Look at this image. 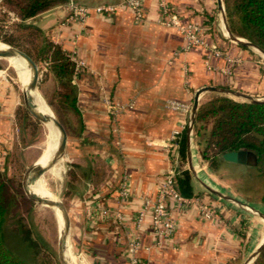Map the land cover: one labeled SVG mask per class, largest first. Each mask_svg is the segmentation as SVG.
<instances>
[{"label": "crops", "instance_id": "0c3cea01", "mask_svg": "<svg viewBox=\"0 0 264 264\" xmlns=\"http://www.w3.org/2000/svg\"><path fill=\"white\" fill-rule=\"evenodd\" d=\"M77 1L90 8L116 4L118 11L109 17L92 9L81 23L68 20L64 3L26 22L86 62L75 75L83 128L71 155L79 178L69 184L67 198L80 264H129L134 240L136 256L148 264H246L260 245L263 224L241 205L201 191L195 177L200 194L176 213L175 239L154 246L150 215L141 225L136 218L144 199L157 197L172 166L169 144L188 126L196 92L214 86L226 91H205L200 100L211 93L264 100V54L230 39L218 0H170L184 22L206 28L209 46L188 51L183 34L163 23L159 0H143L144 21H137L123 0ZM212 47L239 61L216 56ZM18 108L16 90L0 77V147L6 151L17 141ZM112 111H118L116 118ZM189 142L192 158L194 131L188 152ZM92 202L109 215L103 218L96 210L91 216ZM203 203L215 209L211 219L201 215Z\"/></svg>", "mask_w": 264, "mask_h": 264}, {"label": "rangeland", "instance_id": "374dc122", "mask_svg": "<svg viewBox=\"0 0 264 264\" xmlns=\"http://www.w3.org/2000/svg\"><path fill=\"white\" fill-rule=\"evenodd\" d=\"M3 3L4 0L0 2V43L25 51L38 63L40 67V81L36 91L47 103L55 117H57L56 111L49 105V102L53 101L54 107L62 115L63 122L57 118L63 123L69 134V144L64 158L53 165V167H57V174L47 172L42 175L46 188L67 207L69 184L79 178L78 168L71 153L75 147L74 141L79 138L82 132V119L68 103L62 101L61 93L64 91V88L61 87L55 74L50 71L47 64L43 61L44 54L41 52L43 46L42 34L33 27H27L34 24H29L26 21L22 22L14 12L4 7ZM22 23L25 26H22ZM29 68L31 79L33 67L30 66ZM0 74L1 78L6 76L9 79L19 97V108L16 115L17 141L13 149L7 151L5 164L2 168L4 170H1L8 176L13 177L17 182H20L23 187L25 173L41 158L50 139V132L45 123L43 124L38 121L27 110L24 102V90L16 65L13 66L8 58H0ZM216 95L220 94H208V96L200 101ZM233 98L239 101H249L245 97L234 96ZM112 113L114 114V118H116L118 113L115 111H112ZM199 128L200 134H198ZM210 128V122H201L197 124L196 128L194 123L195 150L198 161L200 160V165L217 187L216 190L236 197L247 204L251 202L255 205H249L257 208L264 214V205L262 203L264 180L254 164L242 165L230 163L224 161L220 156L214 158V167H211L202 157L205 144L204 136L209 133ZM201 191L212 194L206 189ZM24 194L27 197L25 191ZM31 202L33 205L21 200L16 207L14 206L15 208L7 212L4 225V237L7 246L14 254L31 264H63L59 257L60 222L58 214L54 210L55 208ZM251 213L258 219V223L264 224V218L260 214ZM68 253L71 258L73 257V264H80L71 238ZM258 256L250 259V255L246 264H256ZM258 261L262 264L261 260Z\"/></svg>", "mask_w": 264, "mask_h": 264}, {"label": "trees", "instance_id": "16d2710c", "mask_svg": "<svg viewBox=\"0 0 264 264\" xmlns=\"http://www.w3.org/2000/svg\"><path fill=\"white\" fill-rule=\"evenodd\" d=\"M67 0H4L3 6L12 11L25 22L27 19L46 12L57 5L66 3ZM227 19L234 35L243 37L264 50V0H224ZM22 26H25L22 23ZM33 27L43 36L41 52L43 61L50 71L57 77L64 91L61 93L62 101L81 116L78 107V90L74 77L75 62L64 47L50 39L35 25ZM30 76V68L28 67ZM49 105L56 111L57 117L63 122L62 115L53 101ZM210 122L209 133L204 136L202 157L214 167V158L222 157L230 151L249 149L258 157L257 170L264 180V138L260 139L255 133L264 136V103L251 101H237L223 95H216L199 104L195 121L197 124ZM83 128V125H82ZM188 126L179 134V163L177 167V186L187 198L198 196L193 186V175L188 168ZM200 134V128L198 130ZM4 170V169H2ZM0 169V264H31L12 252L7 246L4 237V225L9 210L15 208L21 200L33 203L25 194L20 182L8 176ZM264 205V192L262 195ZM15 206V207H14ZM264 264V249L260 253L256 264Z\"/></svg>", "mask_w": 264, "mask_h": 264}, {"label": "built area", "instance_id": "2783aa9c", "mask_svg": "<svg viewBox=\"0 0 264 264\" xmlns=\"http://www.w3.org/2000/svg\"><path fill=\"white\" fill-rule=\"evenodd\" d=\"M69 8L68 20L79 21L85 23L93 10L96 12L112 17L118 11V5L116 4H100L93 8H90L84 4L79 3L77 0H67ZM122 5L131 9L137 21H144L146 18L145 10L143 8V0H123ZM160 12L165 16V23L167 26L177 28L184 36L185 46L184 50L188 51L192 48L203 45L209 46L204 38L205 26L199 22L189 21L184 22L180 14L173 9L170 0H159ZM213 53L216 56H224L230 62H237L239 59H233L229 55L225 54L218 47H212ZM72 59L75 61L76 74L86 66V62L82 59ZM118 113V111H115ZM180 133L173 135V140L169 144L171 167L166 173L162 185L159 189L158 195L155 199L145 198L142 210L139 212L136 218V224L141 225L145 217L149 214L151 217L150 227L153 232L154 246H162L164 243L175 239L177 230L179 227L178 213L182 207L191 201V198H187L180 192L177 186V167L179 163V142L177 138ZM7 151L0 147V169L4 167ZM201 215L206 219H211L215 215V209L206 203L201 204ZM99 210L100 215L106 218L109 215V210L106 208H97L96 203L92 202L90 205V213L93 216V211ZM123 220L122 215H118ZM124 226H128L123 222ZM139 247V241L134 240L128 245V251L130 252L129 264H148L146 261L139 259L136 256V251Z\"/></svg>", "mask_w": 264, "mask_h": 264}, {"label": "water", "instance_id": "95a60500", "mask_svg": "<svg viewBox=\"0 0 264 264\" xmlns=\"http://www.w3.org/2000/svg\"><path fill=\"white\" fill-rule=\"evenodd\" d=\"M2 1L3 0H0V2H2ZM218 5H219L220 11L223 14V20H224L225 27H226V30H227V33H228V36L230 37V39H232L233 41H235L236 43H238L240 45L256 48L257 50H259L261 53L264 54V50L260 46H258L257 44H255L251 41H246V40L239 38V37L234 35V33L232 32V30L230 28L228 19H227V14H226V10H225L224 4H223V0H218ZM18 55L25 57L33 65V75L31 77L29 85L27 86L26 90H24L25 106H26L27 110L29 111V113L34 118H36L38 121H40L44 124L45 122L50 121V119L45 114H42L41 112H39L36 109V105L33 102V92H35L38 89V84L40 81V67H39L38 63L33 59V57L31 55H29L25 51L20 50L18 48L8 46L5 49H0V58H11V57L18 56ZM205 91H226V90L221 89L219 87L207 86V87H203V88L199 89L196 92L195 98H194V104H193V108H192L191 120L188 124V136H189V138H191L193 130H194V123H195V120L197 117L199 104H200V96ZM242 95L251 102L264 103V100H262V99L253 98L250 96H246L244 94H242ZM54 121H55L56 127H58V129L61 132L62 145H63L62 151L59 155L50 159L47 162V164H45V165H42L38 161H36L25 173L24 180H23V188H24V191H25L27 197L31 201H33L34 203H37V204L43 205V206H47V207H51L53 209L58 208L61 211V213L64 215V217H65V230L63 233L60 232L59 257H60L61 262L63 264H72L68 260V257H67V250L69 248V241H70V238L72 235V218H71V215H70L68 208L60 200H55L52 202L43 200L38 195H36L31 189V186L33 185L34 181H36L40 176H42L47 171V169L51 168L53 165L57 164L61 159H63L64 155L66 153L67 146L69 144V134H68L65 126L63 125V123L57 117H55ZM255 134L260 139L264 138V136L259 134V133H255ZM188 154H189L190 171L193 174V176L196 178V180L206 190L210 191L212 194L220 197L221 199L239 204L244 209L251 211V212H254V213H258L262 217H264V214L261 211H259L257 208L243 202L242 200H240L236 197L224 194V193L208 186L202 179H200V177L197 175V173L193 167L191 153H190V142H189ZM222 158L224 161H227L230 163L242 164V165H248V164L256 165L257 161H258V157L255 154V152L252 150H249V149L230 151V152L223 154ZM263 249H264V242L251 254L250 259L257 257L263 251Z\"/></svg>", "mask_w": 264, "mask_h": 264}, {"label": "bare ground", "instance_id": "6f19581e", "mask_svg": "<svg viewBox=\"0 0 264 264\" xmlns=\"http://www.w3.org/2000/svg\"><path fill=\"white\" fill-rule=\"evenodd\" d=\"M8 46L0 43V49H5ZM10 63L14 66L16 65V68L18 69V73H19V77H20V81H21V85L23 90H26L27 86L29 85L30 82V76L28 74V67H33L32 63L26 59L25 57L18 55V56H14L11 58H8ZM33 102L36 105V109L41 112L42 114H45L47 117H49L50 121L45 122L46 127L49 129L50 132V139L45 147V150L41 156V158L38 160V162L42 165L47 164V162L52 159L53 157L59 155L62 151L63 145H62V137H61V132L58 129V127H56L55 124V115L53 114V112L50 110V108L48 107L47 103L41 98V96L38 94L37 91L33 92ZM193 167L194 170L196 171L197 175L200 177V179H202L208 186L217 189V187L213 184V182L210 180L208 174L206 173V171L204 170V168L200 165L199 161H198V157L196 152H193ZM59 168V167H58ZM47 172H52L55 175L57 174V167H51L49 169H47ZM32 191L38 195L40 198H42L43 200L52 202L55 200H58L56 198V196H54L50 190H48L46 188L45 182L42 178V176H40L36 181H34L33 185L31 186ZM58 217H59V222H60V232H64L65 230V217L64 215L61 213V211L58 208H55ZM258 214V213H257ZM264 218V217H262ZM264 220V219H263ZM264 242V224H263V233H262V238L260 241V245ZM259 245V246H260ZM258 246V247H259ZM69 248L67 250V257L68 260L73 264V257L71 258L69 256Z\"/></svg>", "mask_w": 264, "mask_h": 264}]
</instances>
